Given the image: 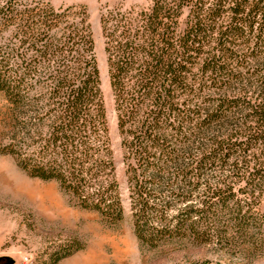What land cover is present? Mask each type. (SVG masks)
<instances>
[{"label":"trees","instance_id":"trees-1","mask_svg":"<svg viewBox=\"0 0 264 264\" xmlns=\"http://www.w3.org/2000/svg\"><path fill=\"white\" fill-rule=\"evenodd\" d=\"M99 22L137 240L197 239L222 214L244 228L264 194V0H151ZM0 94L9 128L0 154L119 223L83 6L0 0Z\"/></svg>","mask_w":264,"mask_h":264},{"label":"rangeland","instance_id":"rangeland-1","mask_svg":"<svg viewBox=\"0 0 264 264\" xmlns=\"http://www.w3.org/2000/svg\"><path fill=\"white\" fill-rule=\"evenodd\" d=\"M45 1L54 9L83 6L86 10L123 218L106 224L96 212L76 206L57 182L32 178L13 157L0 154V264H264V194L254 196L248 222L241 230L222 214L213 225H199L197 239L176 236L154 246L137 240L99 20L108 9L138 11L151 0ZM8 130V104L0 94L1 145L7 141ZM218 175L222 174L204 177ZM236 196L243 202V194Z\"/></svg>","mask_w":264,"mask_h":264}]
</instances>
